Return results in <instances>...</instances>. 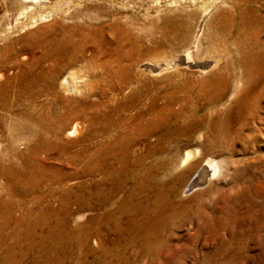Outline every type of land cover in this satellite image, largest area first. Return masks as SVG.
<instances>
[{
    "label": "rangeland",
    "instance_id": "1",
    "mask_svg": "<svg viewBox=\"0 0 264 264\" xmlns=\"http://www.w3.org/2000/svg\"><path fill=\"white\" fill-rule=\"evenodd\" d=\"M195 2L194 0H28L26 6L32 10L33 14L29 13L28 20L19 23L18 27L17 24H9L8 17L5 18V22H0V27L2 26L4 31L0 30V73H7L9 76L17 78L18 68L26 66L24 62L28 56L36 54L35 52L40 49L43 44V36L54 34L55 25L62 28L63 25L72 23V25H77L80 22H86L90 29L83 35L79 33L75 36L72 35L73 39H71L76 43L73 42L68 47V50L78 47L77 53L72 50L76 57L67 59L63 65V67L68 65L67 67L71 68L70 70L77 76L75 85L81 91L83 108L86 113L89 110V104L86 102H91L92 99L100 104L98 108L102 111L100 113H106L107 109L111 107L113 114L116 115L125 111L124 104L128 102V99L129 101L143 100L142 106L148 108L151 106V109L160 107V105L173 107V104L167 100L173 98V94L170 93L173 89L170 87L174 86L176 81L183 80L188 83L190 89L187 87L184 95L190 96L197 77L211 70L219 69V55L215 56L214 54L216 53L214 45L217 42L218 28L214 27L209 31L206 29L208 32L206 37L197 36L198 44L190 53V57L194 61L204 60L205 63L200 72L194 70L192 66L181 63H172L162 69H154L149 68L147 64L140 65V61L149 64L156 63L162 55L174 52L178 45L175 37L170 39L158 37L160 12H165L170 19L174 17L173 19L177 20L179 17L182 18L183 10L190 9ZM223 6L219 3L212 6L203 17L202 22L213 16L211 13H214V9ZM169 8L171 10H168ZM236 8L240 15L239 18L244 17L242 21H239L246 22V25H243L245 28L251 26L250 23L256 24V19L264 16V0L239 2L236 7H233V10L231 9V19L235 16L236 10L234 9ZM108 26H111L112 29L108 30ZM258 26L259 28L257 27L258 29L254 33L256 32L255 37L260 39L264 24L260 23ZM62 32L65 34L64 31ZM66 34H68L67 30ZM53 46L49 45V47ZM259 46H257L255 54L264 58V52L259 53L262 51ZM146 47H151L153 51H144L143 49ZM101 58L107 62L102 60V63H96L101 61ZM106 66H114L118 76L111 75L109 71L107 76L105 71H103L104 74H99L101 69ZM258 68L255 72L252 71V79L243 74L242 80H240V76L235 75L234 70L232 72L227 70L223 73V76L226 77L224 76L219 90H214V87H206L201 83L202 85L197 88V95L184 99L190 100L188 107L192 114L198 116L200 120L206 119L207 125L209 123L212 127L211 132H206L201 127L202 132L198 133L193 130L191 125L176 132H169L165 130V124L163 125L160 120L154 121L150 117L148 121L155 122L154 125L147 124V131H144V135L138 136L136 142L138 140L145 144L152 142L154 147L157 143L155 138L158 136L155 135L156 137L153 138V134L157 133L156 131H164L163 137L157 138L161 148H164L162 153L173 149L178 150L181 146L195 147L199 155L213 159L216 165L215 170L205 176V179L186 188L183 180L189 172V168L178 177H174L175 179L172 178L173 190L170 192L180 187L182 194L178 197L185 198L184 203L188 207H200L202 212L200 211L199 215L194 212L196 216L194 218L191 215H188L187 218L174 216L167 220L159 231L162 243L159 245L160 254L153 252L151 246L142 250L136 243H133L134 245L122 244L121 249L113 251L109 241V237L113 234L107 225L105 229H100L99 235L95 233L94 230L99 223H88L89 231L86 236H83L82 229L79 232L78 230L79 227H82L84 212L74 206L78 199H70L67 192L68 198L64 202L68 209L60 223L55 225L53 222L49 234L51 264H99L100 256H108L104 264H264V64ZM101 75L103 77H100ZM173 92L177 94L180 93V90ZM36 98L39 99V96L36 95ZM184 105L187 103L182 101L181 106L184 107ZM14 106H18V103ZM205 108L207 109L205 110ZM156 114L153 115L154 118ZM1 123L0 121V149L1 147L6 148L8 145L11 146L13 142L10 139L12 138V128ZM145 144L139 143V146L135 143L132 153L141 151L140 147ZM70 147L76 148L77 145L72 144ZM152 152L154 153V151ZM152 152L141 159L142 163H151ZM114 153L117 152L114 151ZM158 153L161 156V152ZM51 155L50 152L43 154L39 159L40 162L51 167L52 171L57 173L56 175L60 176L59 178L73 191L72 193H76L79 189V182L86 181L80 173L78 160L76 161L75 158L60 160L51 157ZM108 163L110 162L104 159V162L99 164L100 174H106ZM96 165L98 166V164ZM149 175L157 178L159 174L150 170ZM106 180L107 176L104 178V181ZM123 181V185L128 182L125 178ZM164 182L167 180L165 179ZM100 184H103L101 180ZM59 201L61 202L62 199ZM52 202L56 204L57 201L54 198ZM104 204L106 205L105 202H101L100 207H96L94 203H91L90 210L88 208L86 212L93 215L98 208L104 209L109 206L108 202L106 207ZM33 231H36L37 235L41 229L32 227V233ZM35 234H32L34 242H36ZM97 235L99 237L95 239ZM101 246H104L105 250ZM116 254L117 257H115ZM19 262L21 264L25 262L24 255L19 257Z\"/></svg>",
    "mask_w": 264,
    "mask_h": 264
},
{
    "label": "bare ground",
    "instance_id": "2",
    "mask_svg": "<svg viewBox=\"0 0 264 264\" xmlns=\"http://www.w3.org/2000/svg\"><path fill=\"white\" fill-rule=\"evenodd\" d=\"M194 1L196 2L193 6L183 10L182 18L179 17L177 20H174V17L170 19L165 12H160L158 37L161 39L175 37L178 41L175 51L168 55H160L161 57L156 63L149 64L140 61V65L147 64L149 68L154 69H162L172 63H181L192 66L194 70L200 72L205 63L204 60L194 61L190 57V53L198 44L197 36L206 37L208 33L206 29L209 31L214 27L218 28L217 42L214 45L216 53L214 54L215 56L219 55V69L204 72L205 74L197 77L190 96L184 95L188 83L183 80L173 83L174 86L170 88L173 91L180 90V93L177 94L169 91L171 95L173 94V98L167 101H170L173 107L160 105V107L154 106L155 108L151 109V106L150 108L142 106L143 100L129 101L128 99V102L124 104L125 111L116 115L113 114L111 107L107 109L106 113H100L102 112L98 109L100 104L92 99L93 101L86 102L89 104V110L86 113L83 108L81 91L75 85L77 76L70 70L71 68L67 67L68 65L63 67L67 59L76 57L74 54L77 53L78 47L72 49L75 53L71 48L68 50V47L73 44L72 37L75 34L83 35L90 29L86 22H80L77 25H72L73 23L63 25L62 28L55 25L54 34L43 36V44L40 49L35 52L36 54L28 56L26 61L24 60L26 66L22 68L17 66L19 69L17 78L9 76L7 73H0V121L8 128L11 127L13 134L10 138L13 141L12 145L0 149V264H21L19 257L22 255L25 256L23 264H51L49 234L53 222L55 225L60 223L68 209L64 202L68 195L72 200L78 199L74 206L84 212L82 227H79L78 232L82 229L83 236H86L89 231L88 223L93 222L99 223L94 230L99 235L100 229H105L107 225L113 234L109 237L113 251L121 249L122 244L136 243L142 250L151 246L153 252L160 254L159 245L162 243L159 231L162 225L174 216L187 218L188 215H191L194 218L196 217L194 212L200 214V207L193 206V211L192 207H188L184 203L185 198L178 197L182 194L180 187L170 192L173 190L172 178L178 177L189 168V172L183 180L186 188L211 174L215 170V161L199 155L195 147L181 146L178 150L173 149L162 153L164 148H161L157 138L161 139L164 131L155 130L157 133L153 134V138L156 137L155 135L158 137L155 138L157 143L154 147L152 142L145 144L141 140L137 142L136 140L144 131H147V124L154 125L155 122L148 121L150 117L154 121L160 120L163 125L165 124V130L169 132L179 131L188 125H191L193 130L198 133L202 132L201 127L204 131L211 132L212 127L209 123L207 125L206 119L200 120L198 116L192 114L188 107L190 100L184 99L197 95V88L202 85L201 83L206 87H214V90H219L224 81L223 73L227 70L230 72L234 70L236 73L234 74L240 76V80H242L243 74L253 78L252 71L255 72L259 69L258 67L264 64L263 56L255 54L259 45V49L262 50L259 53L264 52V29L259 36L260 39L256 38V32L254 33L260 23L264 24V16L256 19V24L250 23L251 26L245 28L243 25H246V22H240L244 17L239 18L237 8L234 9L236 10L234 18L231 19L230 14L233 7H236L239 2L244 1L245 3L246 0ZM27 2L28 0H0V22L8 17L9 24H17L18 27L19 23L28 20L32 10L27 8ZM216 3L224 6L214 9L210 20L202 22L207 11ZM1 27L0 30H2ZM107 29L111 30L112 28L108 26ZM66 30L68 34H66ZM48 44L54 46L49 47ZM37 46L40 45L37 44ZM143 50L153 51L151 47H146ZM107 57L109 59V56ZM102 60L101 58V61L96 63L100 64L104 61ZM113 67L106 66L101 69L99 74H104L103 71H105L106 76L110 72L111 75L117 77L118 72ZM188 89L190 88L188 87ZM36 95L39 96V99L36 98ZM182 101H185L187 105L181 106ZM16 103L18 106H14ZM158 112L159 114H156ZM153 113L156 114L155 118ZM135 143L137 145L145 144V146L140 147L142 150L136 151L134 154L132 149L135 148ZM72 144L77 147L71 148ZM114 151L117 153L115 154ZM47 152L52 154L51 157L60 160H71L72 158L78 160L80 173L86 181H78L79 189L76 193H72L73 191L59 178L60 176L56 175L57 173L52 171L51 167L40 162L39 159ZM151 152L153 153L151 163H142L141 159ZM158 152H161V156L158 155ZM76 156H78L77 159ZM103 158L110 163L106 166L108 171L102 175L99 164L104 162ZM102 166H104L103 163ZM150 170L158 172L161 178L159 175L157 178L151 177ZM105 176H107L106 181H104ZM123 178L128 180L124 185ZM165 179L167 182H164ZM100 180L103 184H100ZM54 198L57 201L56 204L52 202ZM59 199L62 201L60 202ZM101 202H105L106 205L108 202L109 206L104 209L98 208L93 215L86 212L91 207V203L97 207ZM32 227L40 228L41 231H37L36 235V231L32 233ZM32 234L36 235V242L32 239ZM98 235L95 239L99 237ZM117 238L119 239L117 240ZM117 253L120 254L119 251ZM117 256L116 254L115 257ZM106 257L108 256H100L99 264H104L107 260Z\"/></svg>",
    "mask_w": 264,
    "mask_h": 264
}]
</instances>
